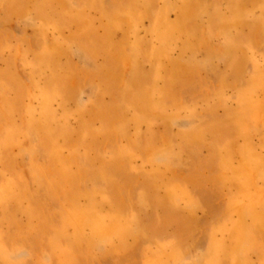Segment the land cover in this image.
Returning <instances> with one entry per match:
<instances>
[{"label":"rangeland","instance_id":"rangeland-1","mask_svg":"<svg viewBox=\"0 0 264 264\" xmlns=\"http://www.w3.org/2000/svg\"><path fill=\"white\" fill-rule=\"evenodd\" d=\"M0 264H264V0H0Z\"/></svg>","mask_w":264,"mask_h":264}]
</instances>
